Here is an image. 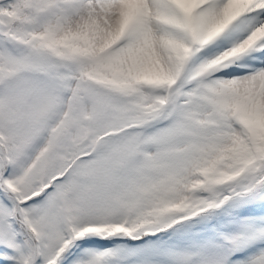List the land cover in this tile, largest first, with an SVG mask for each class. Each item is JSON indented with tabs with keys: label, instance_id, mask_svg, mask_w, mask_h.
I'll return each instance as SVG.
<instances>
[{
	"label": "snow or ice",
	"instance_id": "snow-or-ice-1",
	"mask_svg": "<svg viewBox=\"0 0 264 264\" xmlns=\"http://www.w3.org/2000/svg\"><path fill=\"white\" fill-rule=\"evenodd\" d=\"M0 264H264V0H0Z\"/></svg>",
	"mask_w": 264,
	"mask_h": 264
}]
</instances>
